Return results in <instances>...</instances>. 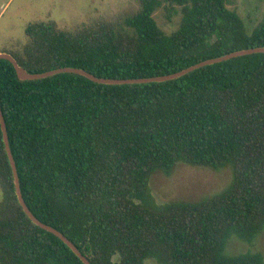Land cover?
Segmentation results:
<instances>
[{"label":"trees","instance_id":"1","mask_svg":"<svg viewBox=\"0 0 264 264\" xmlns=\"http://www.w3.org/2000/svg\"><path fill=\"white\" fill-rule=\"evenodd\" d=\"M137 1L132 14L73 31L30 23L21 50L5 52L32 73L136 79L264 47V15L250 29L229 0ZM162 7L182 14L172 33L154 18ZM0 103L27 205L92 264H264L260 252H226L233 235L253 245L264 231V53L141 84L21 80L0 59ZM179 163L231 166L233 180L208 198L158 204L151 177ZM0 188V264H84L23 210L1 123Z\"/></svg>","mask_w":264,"mask_h":264},{"label":"rangeland","instance_id":"2","mask_svg":"<svg viewBox=\"0 0 264 264\" xmlns=\"http://www.w3.org/2000/svg\"><path fill=\"white\" fill-rule=\"evenodd\" d=\"M229 1V7L240 12L250 29L264 15V0ZM138 7L137 0H0V52L21 50L28 39L26 28L33 22L53 20L59 28L73 31L99 20L113 21L122 15L132 14ZM154 18L166 33H172L179 27L182 14L179 12L169 18L162 7L156 10ZM232 180L231 166L213 170L179 163L170 175L155 173L150 180V189L158 204L177 200L197 201L223 192ZM252 251L260 252L264 257V231L253 245L236 235L226 245V252L232 255ZM146 264L159 263L148 259Z\"/></svg>","mask_w":264,"mask_h":264},{"label":"water","instance_id":"3","mask_svg":"<svg viewBox=\"0 0 264 264\" xmlns=\"http://www.w3.org/2000/svg\"><path fill=\"white\" fill-rule=\"evenodd\" d=\"M256 53H264V47H252V48L237 50V51L228 53L223 56L204 60L202 62H199L186 69H183L181 71H178L172 74L156 76V77L136 78V79H114V78L98 77L94 75L93 73L83 68H78V67H61V68L53 69V70L46 71L43 73H32L28 71L24 66L20 65L19 61L15 58V56L9 52H5V51L0 52V59H5V60L10 61L15 67L18 78L21 80H37V79L46 78V77L53 76V75L60 74V73H75V74L83 75L94 82L102 83V84H141V83L163 82V81L173 80V79L182 77L196 69H199L207 65H212V64L223 62V61H226L232 58L256 54ZM0 123L2 127L3 139L5 142V146H6V151H7V154H8L11 166H12V170H13L15 186H16V193H17L19 202L23 210L26 212V214L30 217V219L35 224L53 233L54 235L59 237L64 243H66L73 250V252L82 260L84 264H92L91 261L88 259V257H86L82 253V251L78 248V246L73 241H71L63 232L41 221L27 205L24 199V196L22 194L18 167H17L16 160L14 158L13 151L10 146V139H9V134H8L7 123L4 117L1 103H0Z\"/></svg>","mask_w":264,"mask_h":264}]
</instances>
